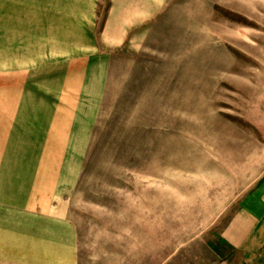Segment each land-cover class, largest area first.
Listing matches in <instances>:
<instances>
[{
    "label": "rangeland",
    "instance_id": "rangeland-1",
    "mask_svg": "<svg viewBox=\"0 0 264 264\" xmlns=\"http://www.w3.org/2000/svg\"><path fill=\"white\" fill-rule=\"evenodd\" d=\"M93 13L86 65L107 79L64 202L77 264H235L220 234L264 176V0H99ZM13 15L0 10V60L14 52ZM16 65V102L61 101L67 63Z\"/></svg>",
    "mask_w": 264,
    "mask_h": 264
},
{
    "label": "crops",
    "instance_id": "crops-1",
    "mask_svg": "<svg viewBox=\"0 0 264 264\" xmlns=\"http://www.w3.org/2000/svg\"><path fill=\"white\" fill-rule=\"evenodd\" d=\"M98 6L99 0H0V10H14V52L0 60L14 64L0 69V264H77V232L64 202L78 184L106 89L107 70L86 65L95 48L86 29ZM165 7L166 0H108V10ZM42 62L68 64L58 76L65 79L61 101L16 102L15 80L23 73L16 64ZM220 241L238 253L235 264H264V176L240 200Z\"/></svg>",
    "mask_w": 264,
    "mask_h": 264
}]
</instances>
